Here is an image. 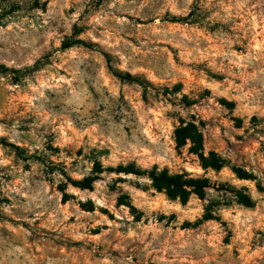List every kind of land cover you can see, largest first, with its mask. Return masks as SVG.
<instances>
[{
	"label": "clouds",
	"instance_id": "obj_1",
	"mask_svg": "<svg viewBox=\"0 0 264 264\" xmlns=\"http://www.w3.org/2000/svg\"><path fill=\"white\" fill-rule=\"evenodd\" d=\"M28 2L35 6L27 16L0 24V97L27 94L34 101L27 113L0 111V175L13 178L0 180V201H10L0 202V264H73V249L76 264H211L209 225L227 237L235 221L245 240L250 220L264 226V191L256 192L247 214L237 196L245 187L243 195L264 190V147L255 155L243 150L264 146V0H104L99 10L95 0ZM221 5L228 27L237 19L239 25L219 42L214 67L211 59L197 63L206 45L193 29L207 34ZM204 12L210 14L204 18ZM169 25L183 31L169 32ZM129 36L132 44L125 43ZM257 36L262 44L254 51ZM117 39L119 46L110 47ZM62 41L88 52L87 62L104 68L120 95L98 73H73L72 88L42 97L40 77L56 71L54 58L66 53L57 47ZM153 41L173 46L175 67L166 52L145 59L133 50H151ZM81 62L74 58L69 66ZM177 68L193 82L185 86ZM54 99L60 102L55 110ZM33 176L42 180L38 193L28 183ZM194 200L199 204L185 202ZM192 206L199 209L195 218L186 215ZM65 207L75 219L70 235ZM190 231L200 239L189 240ZM256 240L264 254V236ZM241 246L216 242L223 264H241L229 252Z\"/></svg>",
	"mask_w": 264,
	"mask_h": 264
},
{
	"label": "rangeland",
	"instance_id": "obj_2",
	"mask_svg": "<svg viewBox=\"0 0 264 264\" xmlns=\"http://www.w3.org/2000/svg\"><path fill=\"white\" fill-rule=\"evenodd\" d=\"M104 3V0H95L94 6L97 10H99L100 6ZM34 4H30L28 0H0V24H4L8 21H18L19 19H23L25 16L28 15V13L31 11V8L34 7ZM68 11H73V9H69ZM147 11V10H145ZM215 11V10H214ZM220 14L216 15L215 22L212 23L208 29L207 34L197 31V29H193L194 32H196V35L200 41H202L206 48L202 49L199 53V59L196 61L197 63H203L209 59L213 62L212 66H215L216 61L219 59L221 54V48L219 46V42L225 40L228 36L231 35V32L235 30L236 26L239 25V20L237 19V24L233 25L232 28L228 27V19H227V13L224 11L223 5H221V8L219 10ZM210 13L204 12L202 13V17L206 18ZM97 20H99V17H97ZM199 21H193V23H198ZM139 23H151V21H139ZM73 30L79 32L82 29H79L75 24L72 25ZM169 32L174 31H183L180 27V25H169L168 28ZM256 31H259V29H256ZM156 34V30H153V35ZM141 42L143 38H140ZM134 42V38L129 36L127 41L125 43L132 44ZM65 42L62 41L60 44L57 45L58 48H63V44ZM92 43H95L94 41ZM121 43L120 39H117L115 42V45H109L110 47H118ZM262 42L260 41L259 37L254 38V51H257L260 49ZM137 55L148 59L150 56L155 55L156 53H167V61L169 64L173 65L175 67L176 65V57L173 54L174 48L171 44H164L163 42L153 41L151 45V50H146L142 48H134L133 49ZM114 55H120L119 53H115ZM238 55V53H237ZM87 56L88 52L86 51H78L75 48H70L66 50V53H61V55L58 58L55 59L56 63V71H52L48 73L46 76L41 75L40 77V95L46 96L51 94V96L59 97L60 92L63 88H72L73 87V79L69 78L73 73H79L82 77H90L93 73H98L99 78L103 80L104 86L108 88L110 93H113L114 95H120L119 89L113 88L111 86V82L109 78L106 76L105 69L104 68H97L92 65H90L87 62ZM83 57V62L79 63L78 65L76 63H72V66L70 67V62H73L74 58L76 60H79ZM185 63H191L192 61L188 58H184ZM227 63V62H225ZM221 68H223V64L220 65ZM177 71L182 72L187 77V84H190L193 82V77L189 75V73L183 69V68H177ZM59 73V75H57ZM199 83L201 85H206L205 80H200ZM239 84L240 81H237ZM231 87V85H229ZM37 91L35 88L33 89V92ZM130 91V90H129ZM122 99L129 101L134 107L136 106V100L130 99L129 96H123ZM238 99V98H236ZM235 101H232L230 103L234 104ZM34 101L27 95H16L14 97H11L10 99H4L0 97V111H7L9 108L14 109H23V113H27L29 108L32 106ZM51 105L53 110L60 107V102L58 99L51 100ZM47 107V106H46ZM22 113V114H23ZM39 115V113H37ZM141 121H143V116L140 117ZM155 119L159 120V117H155ZM255 119V117H253ZM147 134L149 135V138L151 139V121H149L148 128L145 129ZM200 142L202 147H206L204 144V137H200ZM264 146H260L257 144H252L251 148L245 147L243 150L244 152L252 151V153L255 155L257 151H260ZM25 173H28L31 171L29 166H25L24 168ZM0 173H4L3 169H0ZM224 175H228V170L225 169L223 172ZM241 178L247 179L248 174L241 172ZM254 179V177H252ZM12 176L3 174L0 175V180H3L5 183H8L9 181H12ZM20 181L17 179L15 181V184H19ZM28 183L32 187L33 193H38L40 191V186L42 183V180L38 176H33L29 179ZM47 190V189H46ZM257 191H264L262 189H255L251 191L250 195H243V192H248V188L245 187L241 192H237L238 196V202L242 203L244 207V213H250L255 208V198H256V192ZM202 198V193H200ZM66 199V198H65ZM163 200V198H161ZM246 201H251L253 203L252 207L246 206ZM3 203H10V201L5 197L2 201ZM189 205H198L199 200L194 201H185ZM60 204H64V200L62 199L60 201ZM199 209L198 207L192 206L189 208L186 215H190L192 218H195L197 216ZM65 212V221L66 226L68 229L69 235L75 230L74 224L75 219L74 217H70L67 214V208L64 209ZM226 216L231 215L230 212L225 213ZM237 220L242 218V213L237 212L236 213ZM51 219V217L49 218ZM110 219H116L114 216H110ZM191 221L185 220V224L190 223ZM196 224H199V220L194 221ZM253 224V221H249V226L245 229V233L248 234V239H244V233H241L239 231V226L237 222H233V227L236 228L235 232L229 231L227 237H221L217 235V229L214 225H209L208 229L209 232L212 233V235L208 236V246L214 250V255L211 258V264H217V261H220L221 264H223L222 257L224 256V253L222 251L216 250V242H219L221 244H228L232 245L235 243H240L242 246L239 248L236 247H230V258H236L239 261H241V264H256V262L264 261V254H261L259 251V245L257 244L256 237L257 236H264V226L261 225L260 222H255V226H251ZM14 226V225H13ZM223 227L227 226V221H225V224L222 225ZM41 229L44 232L50 233L52 236L56 235V232L54 229L47 224H42ZM149 229H145V232H147ZM235 237V239H233ZM184 238V233L180 232L177 234L176 239L178 241L182 240ZM188 239L189 240H199L200 235L195 234L194 232L188 233ZM52 243H56V241H52ZM253 245H257L256 250L253 251L252 255H249V250ZM183 247V245H181ZM66 251L65 249H62L63 252ZM73 255V264H76V258H75V249L72 250ZM87 264V262H86ZM161 264H163V261H161ZM204 264H209V261L206 259Z\"/></svg>",
	"mask_w": 264,
	"mask_h": 264
},
{
	"label": "trees",
	"instance_id": "obj_3",
	"mask_svg": "<svg viewBox=\"0 0 264 264\" xmlns=\"http://www.w3.org/2000/svg\"><path fill=\"white\" fill-rule=\"evenodd\" d=\"M78 43H84V42L81 41V42H78ZM63 48H66V50H67V49H70V48H72V47H71V45H68V44H66V42H65V43L63 44ZM174 179H178V177H174ZM245 204H246L247 207H252V206H253V203H252L251 201H246Z\"/></svg>",
	"mask_w": 264,
	"mask_h": 264
}]
</instances>
